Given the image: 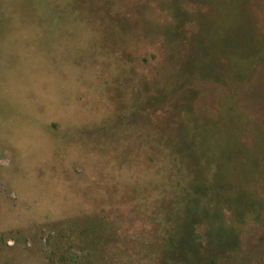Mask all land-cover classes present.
<instances>
[{
    "label": "rangeland",
    "instance_id": "1",
    "mask_svg": "<svg viewBox=\"0 0 264 264\" xmlns=\"http://www.w3.org/2000/svg\"><path fill=\"white\" fill-rule=\"evenodd\" d=\"M0 264H264V0H0Z\"/></svg>",
    "mask_w": 264,
    "mask_h": 264
}]
</instances>
